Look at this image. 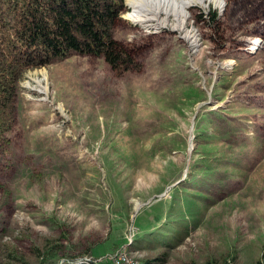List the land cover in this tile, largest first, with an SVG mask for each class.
<instances>
[{"label": "rangeland", "instance_id": "rangeland-1", "mask_svg": "<svg viewBox=\"0 0 264 264\" xmlns=\"http://www.w3.org/2000/svg\"><path fill=\"white\" fill-rule=\"evenodd\" d=\"M219 2L191 6L184 32L121 14L123 66L72 54L22 74L0 143V264H111L119 248L264 264V0Z\"/></svg>", "mask_w": 264, "mask_h": 264}, {"label": "trees", "instance_id": "trees-1", "mask_svg": "<svg viewBox=\"0 0 264 264\" xmlns=\"http://www.w3.org/2000/svg\"><path fill=\"white\" fill-rule=\"evenodd\" d=\"M124 11V0H0V143L13 125L17 84L25 71L72 54L100 57L111 67L126 64L128 56L114 37Z\"/></svg>", "mask_w": 264, "mask_h": 264}, {"label": "bare ground", "instance_id": "bare-ground-1", "mask_svg": "<svg viewBox=\"0 0 264 264\" xmlns=\"http://www.w3.org/2000/svg\"><path fill=\"white\" fill-rule=\"evenodd\" d=\"M219 3V0H125V4L129 9L122 13V17L146 31L157 30L161 27H170L175 31L184 32V29L187 28L186 21L189 17L188 10L191 6L206 8L210 4L219 5ZM183 38L196 41L197 34L192 30L186 32ZM41 81L42 79L32 77L29 78L25 86L32 88L31 85L35 83L38 91H46L45 86L40 85ZM135 208H139V205L137 204Z\"/></svg>", "mask_w": 264, "mask_h": 264}, {"label": "built area", "instance_id": "built-area-1", "mask_svg": "<svg viewBox=\"0 0 264 264\" xmlns=\"http://www.w3.org/2000/svg\"><path fill=\"white\" fill-rule=\"evenodd\" d=\"M111 264H140L133 254L119 248L110 256Z\"/></svg>", "mask_w": 264, "mask_h": 264}]
</instances>
